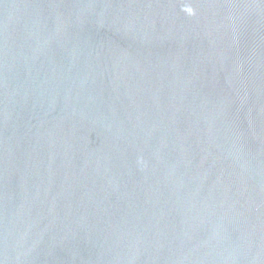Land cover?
I'll return each mask as SVG.
<instances>
[{
    "label": "water",
    "instance_id": "water-1",
    "mask_svg": "<svg viewBox=\"0 0 264 264\" xmlns=\"http://www.w3.org/2000/svg\"><path fill=\"white\" fill-rule=\"evenodd\" d=\"M0 264H264V0H0Z\"/></svg>",
    "mask_w": 264,
    "mask_h": 264
}]
</instances>
